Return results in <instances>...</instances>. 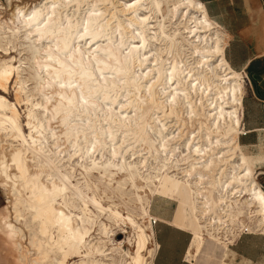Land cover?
<instances>
[{
	"label": "bare ground",
	"instance_id": "bare-ground-1",
	"mask_svg": "<svg viewBox=\"0 0 264 264\" xmlns=\"http://www.w3.org/2000/svg\"><path fill=\"white\" fill-rule=\"evenodd\" d=\"M103 1L113 10L94 8V2L80 17L75 13L88 0H41L31 9L13 10L7 29L11 35L23 29L30 40L41 71L34 69L38 87L50 79L61 84L49 108L46 98L34 101L25 89L20 64L0 62V132L17 143L7 153L0 150V181L14 197L13 222L22 217V204L29 211L24 223L36 225L32 237L44 241L38 249L58 253V264L72 256L79 257L76 264H102L86 254L92 251L94 224L105 236L112 224L122 230L129 225L127 241L135 249L125 252V264H151L149 205L156 193L177 202L173 224H190V257L209 240L226 250L240 230L264 232V190L255 179V158L238 140L244 76L225 58L220 26L200 0H129L119 8L118 0ZM71 6L70 14L63 13ZM175 16L178 26L167 29L165 19L176 24ZM85 35L87 46L78 43ZM100 37L105 43L88 50ZM46 38L48 44H35ZM11 83L16 103L25 94L27 133L16 105L4 96ZM120 96L126 102L113 107ZM56 116L62 129L48 133L45 121L49 126ZM193 121L192 130L185 128ZM62 135L71 150L47 146L48 136L55 144ZM64 152L66 160L60 157ZM78 174L96 179L103 189L94 193ZM114 195L119 202L103 205ZM100 215L109 223L97 221ZM0 228L10 236L21 230L8 215H0Z\"/></svg>",
	"mask_w": 264,
	"mask_h": 264
},
{
	"label": "rangeland",
	"instance_id": "rangeland-1",
	"mask_svg": "<svg viewBox=\"0 0 264 264\" xmlns=\"http://www.w3.org/2000/svg\"><path fill=\"white\" fill-rule=\"evenodd\" d=\"M41 0H0V24L2 27H0V62L3 60H12L14 65L20 64L19 67V77L24 79V85L25 89L28 93L32 95V98L34 101H40L43 99H47V106H51V104H54L56 102V96L53 94V91L58 87L57 85H61L58 83V79H50L48 81V84H44L42 88L38 87V79L34 76V69H37L36 67V59L32 58V49H29L28 47H31L30 40L25 37V31L21 29L19 33H14V35H11L9 30L7 29V26L11 24L12 22V13L14 12L16 6L22 7L25 10L31 9L32 6H34L36 3L38 4ZM43 1V0H42ZM89 3L86 4V2H82L80 4L79 9L75 13L76 16L80 17L84 15V11L87 8H91L90 4L96 2V7L94 8H100L105 9V7H108L111 9V5L109 2L103 1V0H88ZM114 2L116 0H113ZM117 8L120 7V2L129 1V0H118ZM132 1V0H130ZM36 4V5H37ZM74 7H66L63 10V13L70 14ZM113 10V8L111 9ZM165 10V7L163 8V12ZM119 18L124 19V16L122 17L119 15ZM177 18V19H176ZM180 17H174L172 18V22L176 24L170 25L165 19L164 23L167 25V29L171 26L177 25V22L179 21ZM176 19V20H175ZM175 20V21H174ZM178 20V21H177ZM178 26V25H177ZM181 25H179L180 27ZM219 31L221 32V35L225 38V42L228 40L227 33L220 27ZM115 38L118 39V33L115 32ZM34 36H32L33 38ZM89 36L85 35L83 38H80L78 43L83 45L86 41L85 45L87 46V42L89 41ZM51 41V38L42 39L38 42H35L37 45L41 44H48ZM105 38L100 37L92 42L94 43L91 47H88V50H92L96 44L98 43H105ZM91 44V43H90ZM89 44V45H90ZM88 45V46H89ZM226 45V44H225ZM152 47V46H151ZM225 48V47H224ZM43 53H46L43 51ZM40 71V69H37ZM41 72V71H40ZM44 73V72H42ZM41 73V74H42ZM109 75V74H106ZM244 76V88H243V117H242V133H239L238 140L239 143H241V148L245 153L255 158V162L253 165L254 172L255 173V179L260 184L262 189L264 190V127L261 130L254 131V132H247L246 129V122L248 120V124L254 123L258 120V117L260 115H256L252 118V112L254 111L255 107H260L255 100L251 97V85L248 81L245 74ZM57 86V87H56ZM53 89V90H52ZM123 89L121 90V92ZM124 93V92H122ZM16 86L15 84L11 83L7 92L4 93V96L6 99L14 103L19 111V120L24 128V132L27 133L28 129L25 125L26 123V101H25V94L22 93L19 100V103H16L15 101V95H16ZM100 96L97 94V97ZM125 97H118L117 101L114 102L112 105L113 107H118V104L125 103L126 101ZM107 104H111L108 100L105 101ZM120 102V103H119ZM103 105V104H101ZM149 104L146 103L145 106L147 107ZM263 106V103L261 104ZM261 106V107H262ZM251 113L250 119L247 118V115ZM181 114H178L177 117L179 119L184 120V116H180ZM183 115H185L183 113ZM75 117L70 116V119H74ZM175 117L169 118L172 119V122ZM49 126H47V122L45 121V126L48 129V133L55 132L56 134H59L62 126L58 122L57 116L54 118L49 119L48 122ZM186 127L183 126V128H187L189 130H192L196 123L194 124L193 121V127L189 126V123L186 122ZM176 126V125H175ZM181 127V126H180ZM175 127H173L174 129ZM184 130L186 131L187 129ZM192 128V129H191ZM184 131V132H185ZM46 132V133H47ZM55 137V136H54ZM57 140V139H56ZM53 137L48 136L47 139V146L54 150L55 152L59 149H67L71 150V147H69V144L67 141H65V137L62 135L61 138H59V141L55 144L52 143ZM249 142L248 143H246ZM13 143V144H12ZM244 143V144H243ZM16 145L17 143L12 140L10 137H7L4 135V132H0V150L1 146L5 148V152L10 149L9 145ZM245 145V146H244ZM250 146V147H249ZM249 148V149H248ZM258 151V152H257ZM254 153V154H253ZM65 154L63 157V160H66L67 155L66 152L61 153L60 157ZM30 154H28L29 156ZM30 162L34 165V168L36 166V161ZM67 163H64L66 165ZM33 168V169H34ZM79 170H76V173H78ZM44 174V172H43ZM77 177L80 178V181L83 182L84 179L87 180L89 183V187H91V190L94 193H100L98 189H103V185L101 183H98V181L94 178H91V181H95L98 188H95L88 177H83L82 175L78 174ZM2 182L0 181V215H8V218H10V221L12 220V223H15L21 230L20 232L15 236H10L7 234L2 228H0V264H58L56 260L58 261L60 259L58 253L45 251L43 249L42 251L38 249L37 245L38 243H43V239L40 235H36L32 237V232L35 231L36 225L32 222H29L27 225L24 223V219H29V211L26 209L22 204H18V208L21 210L22 217H20L17 222H13L14 213L12 211L13 206V196L11 195L9 189L7 188V185H2ZM83 185V184H82ZM5 187V188H4ZM9 191V192H8ZM24 194V193H23ZM19 200H22V197H18ZM152 198H164L165 200L167 197L156 193L152 196ZM151 198V199H152ZM114 200V202H119L118 198L114 195L110 199H103L102 203L103 205H108ZM121 209L124 210L123 206H119ZM92 209V207L90 206ZM93 210V209H92ZM138 220H142L139 217H137ZM152 218H155L153 216L150 217L149 221H151V226L153 227L158 222L156 219V222L152 224ZM103 221L106 223H109L108 220L105 218V216L100 215L97 221ZM144 223H147V218L143 219ZM237 227V226H236ZM191 232V226L189 223H187L186 227ZM241 228V227H240ZM240 228H235L234 231H239ZM110 229L112 232L108 233V236H105L103 233H101L98 224H94L90 229V246L92 247V251L89 253H86L88 257H95L102 260V264H125L126 260L128 259V256L125 252H133L135 249V246L133 243H130L127 241L128 236L131 235L129 225H126L124 229L118 228L116 225H110ZM52 236H55V229H51ZM110 236V237H109ZM241 238V240H244L246 242L245 244L251 245L255 250H257L258 258L260 259L257 263H251V264H264V232L256 231L254 233H248L245 231L240 230L239 235L236 236L232 242H228L229 244H232L237 238ZM111 239V240H109ZM121 243L118 245V243ZM150 246V245H149ZM95 248H98L96 250ZM203 248L205 249L203 254L201 255L199 260H196L197 264H223L224 261H226L228 264H248L243 261H239L238 259L233 262V254L228 250H224L221 244H216V241L209 240ZM50 252V253H49ZM42 253V254H41ZM85 253V252H83ZM145 253V252H143ZM48 255V256H47ZM44 258H43V257ZM201 261V262H200ZM79 262L78 256H72L71 258L66 259V264H76Z\"/></svg>",
	"mask_w": 264,
	"mask_h": 264
},
{
	"label": "crops",
	"instance_id": "crops-1",
	"mask_svg": "<svg viewBox=\"0 0 264 264\" xmlns=\"http://www.w3.org/2000/svg\"><path fill=\"white\" fill-rule=\"evenodd\" d=\"M200 1L208 16L227 33L225 58L234 70L246 75L251 97L260 105L254 108L252 118L258 113L260 117L251 124L247 120L245 130H261L264 127V0ZM176 204L175 200L164 198L150 201L149 212L158 220L153 230L155 248L151 264H197L205 250L202 248L195 257L188 255L192 235L187 228L173 224ZM245 243L239 237L229 244L227 249L234 255L233 262L237 259L248 264L259 262L257 250Z\"/></svg>",
	"mask_w": 264,
	"mask_h": 264
},
{
	"label": "built area",
	"instance_id": "built-area-1",
	"mask_svg": "<svg viewBox=\"0 0 264 264\" xmlns=\"http://www.w3.org/2000/svg\"><path fill=\"white\" fill-rule=\"evenodd\" d=\"M156 222L155 218H152V224H154Z\"/></svg>",
	"mask_w": 264,
	"mask_h": 264
}]
</instances>
